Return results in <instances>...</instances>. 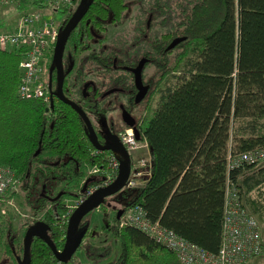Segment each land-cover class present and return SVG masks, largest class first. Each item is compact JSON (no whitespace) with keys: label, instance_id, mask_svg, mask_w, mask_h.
I'll use <instances>...</instances> for the list:
<instances>
[{"label":"trees","instance_id":"16d2710c","mask_svg":"<svg viewBox=\"0 0 264 264\" xmlns=\"http://www.w3.org/2000/svg\"><path fill=\"white\" fill-rule=\"evenodd\" d=\"M17 1L16 16H20L37 9L42 0ZM163 1L140 4L137 17L132 16L128 0L88 2L61 48V65L66 56L80 55L78 63L72 58L63 72L62 92L90 121L102 116L101 90L95 88L85 97L80 87L86 71L102 76L113 72V57L116 64L129 60L121 57L124 44L111 45L109 27L144 21L148 14L150 26L157 20L174 21L167 32L149 40L152 63L162 75L174 73L163 75L162 88L154 85L159 88L155 106L148 116L138 115L135 120L148 143L151 174L134 196L115 209L140 205L150 221L216 252L228 184L238 190L253 215H264V162L227 166L228 155L264 145V0H175L173 9H167ZM75 8L58 10L63 15L60 30ZM6 23L0 18V28H10L14 20ZM173 35L183 39L168 50H175L170 59L161 53ZM134 40L144 46L140 33ZM54 43L45 62L51 82V105L47 106L38 97L18 95L21 53L0 49V164L19 180L4 199L32 217L38 215L53 246L61 249L67 208L77 192L98 180L100 173L88 170L104 164L109 151H95L79 115L52 93L56 86ZM91 45L96 48L90 50ZM117 78L113 76L112 82ZM123 81L129 83L126 76ZM102 201L99 207L105 209L108 205ZM5 207L0 220V264H23V233L37 220L19 218ZM102 229L117 239L118 255L90 264H179L172 250L136 227L118 225L114 217L108 224L103 217ZM83 230L82 237L87 235L86 225ZM87 246L88 253L96 256L94 245ZM94 249L100 257L107 256L103 247ZM72 256L58 260L42 238L30 237L28 264H67Z\"/></svg>","mask_w":264,"mask_h":264},{"label":"built area","instance_id":"2783aa9c","mask_svg":"<svg viewBox=\"0 0 264 264\" xmlns=\"http://www.w3.org/2000/svg\"><path fill=\"white\" fill-rule=\"evenodd\" d=\"M78 2L79 0H42L37 9L18 16L10 28H0V49H17L21 53L18 63L21 75L17 86V93L21 98L38 97L46 106L49 104L50 88L45 62L49 47L60 31V20H53L48 14L60 9L71 10ZM18 6L17 0H0V12ZM135 129L138 131V137L134 134ZM117 139L129 156V173L124 185L142 186L151 174V155L146 139L136 124L122 128L117 134ZM119 160V154L109 151L104 158V164L90 167L88 172L100 173L98 180L77 192L66 213L70 214L78 203L97 188L110 184L117 176ZM238 162L255 165L264 162V145L228 155V167H233ZM18 181L8 167L0 164V220L6 212L5 205H8L20 218L38 221V215L32 217L20 211L12 200L4 199L7 191L17 187ZM116 213L118 225H129L141 230L154 241L172 250L179 264H245L264 254L259 222L245 206L233 185L228 184L226 189L220 244L216 252H209L177 236L158 221H150L140 205H131L126 209L118 208Z\"/></svg>","mask_w":264,"mask_h":264},{"label":"flooded vegetation","instance_id":"af4514ba","mask_svg":"<svg viewBox=\"0 0 264 264\" xmlns=\"http://www.w3.org/2000/svg\"><path fill=\"white\" fill-rule=\"evenodd\" d=\"M136 13L137 12H134L133 16L137 17ZM149 18H150V15L148 14V18L146 20H144V21L136 20V21L132 22L131 27H129L127 29L128 33H130V36L127 37L128 40L130 39V41H128L129 47L126 48V44L124 43L125 48L122 51H120V53H121V57L123 56L124 58L129 59V60H127L124 64H116L117 58L113 57V59H112V67L114 69L113 72L99 76L100 78H105L104 76H108L109 77L108 83H106V82L101 83L99 81L96 82L95 80L86 81L84 79L85 75L83 76V83L80 87L82 95L85 97H89L91 95V92L94 91L95 88H99V90H101L99 98L101 99L102 104L104 105V102H105L106 106H110V107L112 106L111 108H115L114 109L115 111L117 110L116 113L118 114V118L116 120H114V122H112L111 127H108L104 123H102V128H101L100 132H96L94 130L96 133L97 139L101 144H105L109 141V135L107 134V131H109L111 134L117 135L118 132L120 131V129H122V127L125 125L122 118H121V109L125 110L127 112V114L133 118L134 124L137 125L138 122L135 123V120L137 118V111H138L139 105L143 101H148L150 99V97L155 92L158 93L159 88H162V86H163L162 84L165 81V80H163V75H165V74L170 75V74L174 73L173 71H171V72H166L162 75V72H160V70L152 63V59L150 57L151 54L149 52L150 51V48H149L150 47V41L149 40L152 39V37L155 36L157 33L167 32L168 28L173 25L174 21L165 20L162 23L158 22L157 26L158 25H160V26L156 27L155 21H153V25L150 26ZM119 26L120 25H117V26L111 25L110 27L114 30L112 32L109 31L110 34L112 35V38L114 39L111 45H114L115 48L119 46V44H120L119 41L122 40L120 35L122 33L123 28L120 29ZM138 33H140V40L144 43V46H141V44H137L136 41L134 40V37L136 35H138ZM175 38H180V37L177 35H173V37H171L169 42L165 43V47L163 48V53H161V56L163 55V56L168 57L170 59L172 58V56L174 54L173 52L175 50H171L169 52H168V50L173 49V47H175V45L178 42L176 44H174L172 47H169V43ZM122 41H126V40H122ZM93 48H96V46L91 45L90 50H92ZM144 49L147 50L146 54L143 53ZM72 56L73 57H71V55L69 57L68 56L65 57L66 58L65 62H64V64L61 65L62 75H63V72L65 71L66 67L71 62L72 58H74L73 61L75 62V64L78 63V59H79L80 55H78L76 53H74V54L72 53ZM60 62H61V57H60ZM139 62H140L139 77H140V83H141V87H142L141 90L143 91V95L140 98H138L139 97L138 90L140 88L139 87L137 88V86L135 84V81H134L135 78H134V72H133L134 68H136V66L138 65ZM53 66H54V64H53ZM168 68H169L168 65H166L165 69H168ZM88 71H90V70H88ZM88 71H86L85 74H87ZM54 74L56 75L55 68H54ZM113 76L119 77V78L114 80L115 83L112 82ZM125 76L128 78V81H129V83H127V84H125L123 81V78ZM62 81H63V77H62ZM156 84L157 85L161 84V86L159 88H157L156 86H154ZM126 85H127V87H126ZM118 96H119V98H118ZM115 103H116V105H115ZM106 106H103V107H105V110H106ZM90 122L92 124V120ZM109 207H110L109 209H112V211L114 210L112 215H111V218L107 219V217H106L107 215H104L103 217H105L108 224H112L113 223V217L116 218L117 220H118V217H117L115 207H113V206H109ZM107 208H108V206H106L105 209H107ZM102 224H103V218H102ZM101 228H102V225H101ZM82 229H80L77 232L79 233ZM88 232H89V230L87 228V233H86L87 235L90 234ZM78 233H76V234H78ZM76 234H75V236H76ZM87 235L81 237V240H80L81 244L86 242L85 238L87 237ZM86 244H87V242H86ZM97 254L100 255L99 253H97ZM105 262H107V261H105Z\"/></svg>","mask_w":264,"mask_h":264},{"label":"water","instance_id":"95a60500","mask_svg":"<svg viewBox=\"0 0 264 264\" xmlns=\"http://www.w3.org/2000/svg\"><path fill=\"white\" fill-rule=\"evenodd\" d=\"M90 1L91 0H79L70 18L68 19L64 27L58 32L52 52V60L54 63V68L56 70V86L55 89L52 91V93L56 98L70 105V107L79 115V117L81 118V120L85 125L88 137L94 149L100 151L107 150L119 154L120 160H119L117 176L110 184L104 187L97 188L91 194L87 195L80 203H78L73 208L66 221L64 241L61 249H56L53 246L52 241L46 234V225L43 221L38 220L33 224L28 225L23 233V253H22L23 264H28L29 240L33 234L39 236L44 240V242L51 249L55 258H57L58 260H62L65 257L70 256L75 251V248L79 244L82 234L84 232V230L82 229L76 236L74 235V231L76 229V223L78 219L89 210L93 208H97L104 197L111 195L117 192L120 188H122L129 173V165H130L129 156L127 154V151L122 146H120L117 139V135L111 134L109 131H107V134L109 135V141L105 144H101L97 139L96 133L93 129V126L88 116L74 101L66 97L62 92V70H61V62H60L61 48L66 36L70 32V30L76 25L78 19L81 17L85 5ZM182 39L183 37L173 39L169 43V47H172L174 44L181 41ZM139 68H140V62L133 70L135 84L137 88L138 87L140 88L138 90V94H139L138 98H140L143 95V91L141 90L142 87L140 83V77H139ZM48 85L51 88L50 80H48ZM49 105H51V102ZM121 118L126 126L134 125L133 118L130 117L127 114V112L123 109H121ZM134 134L136 137H138V131L136 129L134 131Z\"/></svg>","mask_w":264,"mask_h":264},{"label":"rangeland","instance_id":"374dc122","mask_svg":"<svg viewBox=\"0 0 264 264\" xmlns=\"http://www.w3.org/2000/svg\"><path fill=\"white\" fill-rule=\"evenodd\" d=\"M140 1H141V3H136V0H128V2L130 3L129 6L131 7L132 16H133V13L136 12V9H138L140 4H144V5L149 6V4L152 2V0H140ZM164 4H165V7L167 9H169V8L173 9V5H175V0H165V2L163 1V5ZM51 14H48V15H50L53 20H60L61 17L63 16L59 11L54 12L53 16ZM0 15H1L2 19H5V21H7L6 24H10L11 21L15 20L18 17V16H16V8H9V9H5V10H1ZM168 21H171V19H169ZM157 23H158V20L155 21V26L156 27L160 26V25L157 26ZM131 24L132 23H130V22H123L119 26L120 29L123 28L120 36H121L122 40H126V41L120 40L119 42L121 44L125 43L126 48L129 47L128 41H130V39L128 40V38H127L128 35L130 36V33H128L127 29L129 27H131ZM113 30L114 29H112L111 27L109 28L110 32H112ZM176 72L177 71H175V73ZM104 77L105 78H100L93 71H88V73L85 74L84 79L86 81L95 80L96 82L99 81L101 83H105V82L108 83L109 77L108 76H104ZM170 79L172 80V77H169V80ZM164 84L165 83H163L162 85L164 86ZM160 86H161V84H159V87ZM157 96H158V93L155 92L150 97V99L148 101H143L139 105V108L137 111V117H138V115H141V116H145V115L148 116L149 115V113L151 112V110L155 106ZM118 98H119V96H118ZM146 104L148 106V109H144V106ZM115 105H116V103H115ZM103 106H106L105 102H104ZM111 107L106 106L105 113L102 116L96 115L93 117V119L91 118L93 128L96 132L101 131L102 123H104L108 127H111L112 122H114V120H116L118 118V114L116 113L117 110L115 111L114 110L115 108H111ZM137 190H138V187H126L124 185L117 192H115L111 195H108L102 199L103 200L102 203L108 205L107 209L104 210L101 207L93 208V209L89 210L88 212H86L85 214H83L78 219V221L76 223L77 231H79L80 229L85 227V225L87 226V228L89 230L88 233H90V234L87 235V237L85 238V241L87 243L93 244L94 248L103 247L102 250L107 251V257L106 258L102 257V256L100 257L97 254L98 250H96L94 248H92V249H93V253L96 254V256L90 255L88 253V248H87L88 246L85 242V243L80 244V246L73 252L72 259L68 260L67 264H90L92 262L103 263L105 261L114 260L117 257L118 252H119L118 241L115 237H113L112 233L107 232L106 230L101 228L102 218L104 215H107L106 216L107 219L111 218V215H112L114 210L112 211V209H109L110 208L109 206H113V207L121 206V204L125 203L132 196H134L136 194ZM254 216L259 222L261 237H262L263 242H264V215L261 218L257 217L256 215H254ZM19 218H17L19 220L18 223L20 222ZM0 257H1V250H0ZM261 262H264V254L259 255L255 258L249 260L245 264H260Z\"/></svg>","mask_w":264,"mask_h":264},{"label":"crops","instance_id":"0c3cea01","mask_svg":"<svg viewBox=\"0 0 264 264\" xmlns=\"http://www.w3.org/2000/svg\"><path fill=\"white\" fill-rule=\"evenodd\" d=\"M1 16V15H0ZM1 18V17H0ZM260 264H264V262H261Z\"/></svg>","mask_w":264,"mask_h":264}]
</instances>
